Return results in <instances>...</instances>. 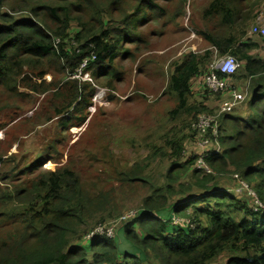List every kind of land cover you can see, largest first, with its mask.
<instances>
[{
    "label": "trees",
    "instance_id": "trees-1",
    "mask_svg": "<svg viewBox=\"0 0 264 264\" xmlns=\"http://www.w3.org/2000/svg\"><path fill=\"white\" fill-rule=\"evenodd\" d=\"M186 1L0 0V115L22 113L18 103L24 92L48 95L35 122L16 126L11 144L52 120L58 122V135L81 126L95 91L88 82L70 80L82 60L95 55L88 72L98 86L120 81L116 61L134 56L127 46L145 45L144 29L153 21L164 28L177 25ZM260 12L264 0H210L201 27L193 24L204 49L186 52L172 66L162 93L174 102L169 121L212 114L205 101L191 98L193 81L200 78L203 96H209L204 77L214 56L239 62L230 81L245 82V100L218 119L220 152L206 158L211 175L195 169L193 153L184 155L186 144L193 148L196 142L188 124V135L174 136L171 128L172 137L151 147L153 159L168 161L162 181L146 174L145 162L115 176L128 191L139 188L146 195L138 216L121 224L113 238L85 242L88 229L116 216L119 208L112 191L113 200L95 191L74 166L56 163L64 157L57 138L29 158L20 145L9 154L11 144L0 140V264H211L221 256L225 264H264V213L252 212L245 196L217 181V175H236L264 203V61L254 54L259 44L248 37ZM47 75L50 82L44 80ZM182 207L191 211L181 217L194 229L171 224Z\"/></svg>",
    "mask_w": 264,
    "mask_h": 264
},
{
    "label": "rangeland",
    "instance_id": "rangeland-1",
    "mask_svg": "<svg viewBox=\"0 0 264 264\" xmlns=\"http://www.w3.org/2000/svg\"><path fill=\"white\" fill-rule=\"evenodd\" d=\"M209 1L187 0L183 15L175 20L177 25L169 24L164 28L163 23L153 21L147 26L144 29L145 45L138 46L137 49L131 45L127 46L129 51L134 53L133 59L119 58L116 61L120 73H123L120 81L109 82V86H98L99 81L92 79L89 84L95 90L94 95L91 98V105L82 111L81 116L85 117V122L79 127L63 129L61 135H58V122L52 120L47 126L37 127L33 132L20 137L17 144H11L19 132L16 126L23 128L35 122L42 109V103L48 96L24 92L27 96L18 103V107L23 110L22 113L14 118L8 112L0 115V140L5 139V144H11L8 153H17L20 145L23 156L29 158L38 153L47 142L57 138L58 151L64 155L62 159L56 160L58 165L74 166L75 172L87 175L83 177L90 180L95 191H102L113 200L109 193L112 191L119 212L104 221V224L114 222L115 218L128 211H138L140 201L146 195L145 190L138 188L128 191L130 187L124 188L125 186L118 183L115 176L134 164L145 162L146 174L152 175L157 181H162L161 177L168 167V161L159 157L153 159L151 147L162 146L167 135L179 138L181 135H188L189 127L195 121L192 120V115L170 122L169 112L173 109L174 102L172 98L162 93L173 70L172 66L178 63L186 52H202L204 49L200 38L196 35L192 37L190 33L193 24L201 27V13ZM169 9L173 10V7ZM259 15L264 18V12L257 13V16ZM249 38L261 39L255 36ZM259 49L263 51L264 45H260ZM215 58L218 57L214 56L213 61ZM44 80L50 82L51 77L47 75ZM70 80L84 83L81 79ZM196 83L199 86L203 85L201 78L194 80L192 90H195ZM230 88L238 93L241 91L242 94L245 91L240 84L237 87V83L233 81H230ZM199 92L202 96H196L197 92L194 91L191 98L193 102H199L200 98H204L203 86ZM205 92L209 95V101L215 104L210 110L212 115H215L217 108L228 96L226 93L211 94L206 89ZM25 119L28 120L21 122ZM171 128H174L173 135H170ZM191 147L192 144H186L184 155L193 153L192 156L196 157L198 150ZM217 176L218 183L231 192L235 185L232 176L235 175ZM109 177L111 180L108 182ZM122 188L124 190H121ZM245 198L246 200H242H245L250 208L252 206L250 199L247 196ZM175 200L177 197L173 199ZM183 211L185 207L180 209L179 215H182ZM103 223L94 224L88 230L91 231ZM122 226L117 225L116 229L119 230ZM81 244L84 245L82 242L77 245ZM225 262L226 258L221 256L211 264Z\"/></svg>",
    "mask_w": 264,
    "mask_h": 264
},
{
    "label": "built area",
    "instance_id": "built-area-1",
    "mask_svg": "<svg viewBox=\"0 0 264 264\" xmlns=\"http://www.w3.org/2000/svg\"><path fill=\"white\" fill-rule=\"evenodd\" d=\"M190 35L195 36L192 32ZM249 37H258L264 39V18L261 15L255 18V22L248 30ZM73 47L77 50V46ZM77 52V51H76ZM95 60V55L92 53L87 58H84L80 63L76 72L70 76L71 79H81L84 82H91V76L88 72V67L91 62ZM239 68V62L233 56H223L215 58L209 65L208 73L204 77V87L207 91L213 94L227 93L228 98L222 105L217 108V113L201 114L198 115L195 121L190 126V131L196 135L195 148L198 150L196 153V162L194 167L197 171L202 172L204 175H211L212 170L206 163V158L212 153H219L220 146L217 143L218 138V119L224 114L230 113L234 108L240 105L246 97L244 94L238 93L234 89L230 88V78L235 74ZM218 74L223 76L221 79ZM235 185L231 189V192L238 196H247L250 199L252 206L250 209L254 213H264V203H261L252 188L238 176H232ZM138 211H128L119 218L114 219L107 224L97 225L90 233L84 238L85 242L90 241L93 237L113 238L116 232V226L118 227L131 221L138 216ZM171 224L180 227H189L194 229L193 224L187 219L172 216ZM116 229V230H115Z\"/></svg>",
    "mask_w": 264,
    "mask_h": 264
},
{
    "label": "crops",
    "instance_id": "crops-1",
    "mask_svg": "<svg viewBox=\"0 0 264 264\" xmlns=\"http://www.w3.org/2000/svg\"><path fill=\"white\" fill-rule=\"evenodd\" d=\"M252 41L257 42V43L259 44V46L261 45V44H260V41L257 40L256 38H252ZM256 51H257V52H256ZM263 53H264V50L262 51V50H260V49L254 51V54L257 55L259 58H261V59L264 61ZM238 71H239V70H238ZM241 82H242V83H241ZM241 82H240V83H237V87H238V85L240 84L241 88L243 87V89L245 90L243 93H245V92L247 91V86H246V84H245L244 81H241ZM196 84H197V86H195V90H193V92H194V91L197 92V94H195L196 96H202V93L199 92V90L202 88V86H199L198 83H196ZM240 92H241V91H240ZM203 95H204V94H203ZM227 96H228V94H227ZM199 101H200V102L205 101V102H204V105H206L208 108H212V107L215 106V104H213L211 101H209V96H207V97L204 96V98H200ZM221 186H222V185H221ZM222 187H225V186H222ZM176 201H177V200H176ZM190 212H191V211H189V209L186 208V210L182 212V215H178V216H180V218H183V217H181V216H188V215L190 214ZM174 215H176V214H174Z\"/></svg>",
    "mask_w": 264,
    "mask_h": 264
}]
</instances>
